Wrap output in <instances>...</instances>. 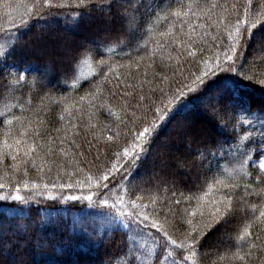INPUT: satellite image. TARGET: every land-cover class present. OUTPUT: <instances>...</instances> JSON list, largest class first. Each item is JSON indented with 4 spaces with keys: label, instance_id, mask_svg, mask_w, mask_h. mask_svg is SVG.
I'll return each instance as SVG.
<instances>
[{
    "label": "snow or ice",
    "instance_id": "1",
    "mask_svg": "<svg viewBox=\"0 0 264 264\" xmlns=\"http://www.w3.org/2000/svg\"><path fill=\"white\" fill-rule=\"evenodd\" d=\"M160 2L162 4L163 0ZM153 3L155 4V0ZM3 6L8 9L13 7L10 0H5ZM73 6L83 9L79 13L80 19L73 20L74 27H79L82 20L90 19L93 12L106 13L107 18L101 16V19L108 27L103 30L101 40L90 42V45H80L75 50H66L67 68L63 74L65 81L76 77L81 59L103 57V49H111L113 44L122 47L137 45L143 39L142 30L151 16V13L142 15L141 9L147 12V9L153 7L144 0H76L75 5H54L52 0H33L32 3L15 5L17 10L23 8L27 15L35 14L38 19L42 18L41 14L45 10L52 7ZM51 14L49 11V15ZM169 16L182 21L180 35L186 39L181 41L169 27L159 35L172 37L171 44L161 45L157 40L149 50L146 42V56L136 63L139 66L140 61L147 60V67L152 69L151 78L148 72H144L142 75L132 76L134 82L128 79L122 82L117 80L116 89H120L121 83L124 85L119 93L103 87L110 82L108 73L113 70L111 65H107L106 71L95 74L100 79L95 83L94 90L80 96L78 100L63 95L53 96L48 79L51 69L46 67L33 75L31 80H26V74L34 72L32 66L9 63L21 47L22 37H16L10 48L0 51V78L11 77L0 87L10 92L26 88L28 105H31L33 93L37 94L41 103L33 117L24 116L26 108L19 104L17 107L21 115L12 114L9 118L6 112L0 113L4 115L0 124L5 125L3 139H0V164L4 163L5 158H9L13 162L12 168L20 172L23 167V175L27 176L30 161L32 168L37 169L36 157L44 161V157L54 154L50 147L53 142L63 144L70 136L79 137V142L73 138L70 143L76 149L86 145L85 151L79 152L80 156L92 154L95 150L93 159L84 161L88 165V171L80 167V161L73 160L74 167L70 175L83 173L84 179H77L75 184H60L58 187L81 190L86 187L88 194L70 195L67 199L86 200L90 205L109 209L108 216L114 226L113 231H119V226L124 225L127 229L124 233L127 248L123 253L126 264H149V261L151 264H220L223 261L227 264H251L257 252L264 253V131L259 141L253 140L245 145L243 151L237 150L238 155L230 161L233 165L231 171L221 172L218 161L215 168H212V161L207 160V157L214 158L215 152L207 145L197 149L195 159L191 156L177 158L171 165L166 159L157 157L161 161L160 171H156L157 165L153 163L151 180L144 181L143 184L138 170L149 165L152 159L151 149L161 138L164 127L167 126L165 121L169 117L175 119L176 115L191 106L209 110L219 121L233 122L245 116L252 122L258 121L264 130V109L253 112L251 108L241 107L233 110L229 102L242 88L249 87L253 82L264 85V80H256L257 74L246 70L244 58V52L253 41L264 51V0H260L259 11H253V0H233L231 4L210 0L203 5L199 0H193L186 6L181 4L163 19L167 20ZM190 17L206 20L207 27L216 30L212 36V45L217 49L223 46L222 34L226 33L228 43L222 51L217 50L212 56L204 58V38L208 36V32L203 31L205 25L202 23H189ZM22 21L23 26H29L23 17ZM184 24H188L187 32L184 31ZM197 28L202 30V35L196 32ZM257 29L259 31L253 36V31ZM198 43L199 56L196 50ZM172 48H175V54L171 51ZM165 51L167 55L164 54ZM98 63L104 66L105 60L101 58ZM156 67L160 70L157 71ZM261 67L264 68V64ZM177 77L182 79L178 80ZM173 84L176 85L175 88L172 87ZM75 86L74 83L73 88ZM190 93L193 94L191 98L184 99ZM118 94L121 99L119 113L123 115L113 112L112 105L108 103ZM177 104L179 107H176ZM54 107L61 110L60 121L65 119L64 113L69 117L80 113L77 119L82 121L83 129L77 130L80 125L72 124L70 120V127L63 128V136H57L55 140L47 136L45 143L41 132L45 121L36 117L42 111H52ZM93 109L96 111L93 112ZM27 110L32 111L31 107ZM85 112L87 121L83 122ZM100 112L115 116V123L105 124L98 118L94 119ZM55 131L59 133L61 129L57 128ZM44 135H47L46 131ZM223 143L217 142L216 151L224 150ZM231 150L232 146L229 145L228 152ZM64 155L69 153L65 152ZM102 155L109 161L107 166L96 163L101 160ZM201 157L207 160V165L196 163V159ZM246 166L255 171L254 178ZM93 167L97 169L95 173L92 171ZM182 169L188 170L186 175L190 173V186L181 185L175 179ZM38 170L44 171L43 163ZM48 171H52V168L49 167ZM21 186L25 190L41 187L40 184L30 185L24 180L22 185L17 184L15 187V195L0 196V200L10 198L25 202L26 198L20 194ZM4 187L0 183V188ZM48 187V184H43L44 189ZM204 189L207 191L199 195ZM114 191L118 194L113 197ZM185 191L190 194L185 195ZM121 192L123 194H119ZM130 193H135V199L131 198ZM146 193H151L147 196L149 203H141ZM93 196L96 197L95 200ZM125 196L129 198L125 199ZM49 198L55 199L54 196ZM193 200L196 201L195 208L190 206ZM150 207L151 211L148 210ZM178 222L187 227L176 235L179 231ZM209 233L213 236L222 234L218 247H223V253L218 252L217 259H212L210 253L202 251V242L209 237ZM6 255V250L0 249V256ZM260 264H264V259H261Z\"/></svg>",
    "mask_w": 264,
    "mask_h": 264
},
{
    "label": "trees",
    "instance_id": "2",
    "mask_svg": "<svg viewBox=\"0 0 264 264\" xmlns=\"http://www.w3.org/2000/svg\"><path fill=\"white\" fill-rule=\"evenodd\" d=\"M5 0H0V51L10 48L16 40V37H22L21 47L16 52L15 57L9 60L10 64L31 65L34 69L33 73L26 74V80H31L33 75L41 72L44 68L51 69L49 79V87L52 89L53 96H67L70 98L79 99L80 96L94 90V85L99 81V75H95L101 71H106L107 65L112 66V71L108 73L109 81L103 85L104 89H113L120 92L123 89V83L120 84V89H116L115 85L117 80L124 81L128 79L132 81V76L137 74L142 75L144 72L149 73L151 78L152 69L147 67V60H142L137 66V61L141 57L146 56L144 44L147 42L148 49L150 50L155 42L158 40L161 45H169L172 42V37H161L159 33L164 32L171 27L173 33L180 37L183 41L185 36L180 35L181 20L172 18L165 20L163 17L170 11L175 10L183 5H187L193 0H144L148 5H153L152 8L141 9L142 15L151 13L150 18L145 28L142 30L143 39L137 45L122 47L113 44L111 49H103L104 56H92L88 59H81L77 66V74L74 79H63L64 71L67 68L66 50H75L80 45H85L83 42L99 41L103 38V30L108 27L105 25L101 16L107 18L106 13L90 14V19H84L80 22L79 27L73 26V20L80 19L79 13L83 9L73 7H52L50 10H45L41 15L42 18H37L35 14L29 16L23 8L17 10L15 5L20 3H32L33 0H10L13 5L11 9L5 8ZM210 0H199L201 5ZM218 3H229L233 0H217ZM243 2V0H241ZM54 5L70 4L75 5L76 0H52ZM159 5V7H157ZM91 6V5H90ZM260 0H253V11H259ZM154 9V10H153ZM49 11L52 13L49 15ZM28 21L29 26H23V21ZM189 23L204 24L203 31L208 32V36L204 38V47L206 51L203 53L204 58L212 56L215 51L223 50L227 45L226 33H223L224 44L219 49L212 45V36L215 35L216 30L207 27L208 21L197 20L196 17H190ZM115 26V23L113 24ZM85 30L83 33L79 32ZM151 29V31H149ZM188 24H184V31L187 32ZM259 29L253 31V36ZM197 33L201 35L202 30L197 28ZM74 35L70 43L61 41L60 37L56 35L64 34ZM155 34V35H154ZM219 43V40L217 41ZM199 43L196 50L199 52ZM171 51L175 54V48ZM167 55V51L164 52ZM239 55V53H238ZM103 58L105 65H99V60ZM246 70L257 74L256 80H264V51L253 41L250 43L247 50L244 52ZM159 63V55L157 56V64ZM175 63V61H172ZM159 71V67H156ZM193 67V71H195ZM187 75V72H185ZM223 75V74H221ZM11 77L5 76L0 78V86L7 83ZM177 79H182L177 77ZM191 78L189 77V80ZM56 80V81H55ZM75 87L73 88V84ZM211 83V81H209ZM173 84V88H175ZM170 91V89H166ZM107 95V91H105ZM193 94H188L184 99L191 98ZM159 96V93H157ZM28 90L25 88L22 91L10 92L7 89L0 87V113H7L11 118L12 114L21 115L17 105H24L26 111L24 116L33 117L38 108L41 107L40 100L36 93L31 95V105H28ZM121 102L120 95L111 98L108 103L112 105L113 112L119 113V103ZM166 102V101H165ZM233 110H238L241 107L251 108L253 112L264 109V85L253 82L249 87L242 88L239 93L230 101ZM47 101H45V104ZM159 103V100H157ZM31 107L32 111L27 109ZM179 107V104L176 105ZM93 112L96 110L93 109ZM175 111V109H173ZM61 110L54 107L52 111L40 112L36 117L45 121V127L41 129L42 139L47 143V136L54 138L63 136V128L70 127L69 121L72 124H79L77 129L82 131L83 123L77 117L80 113H75L69 117L64 113L65 119L59 120ZM123 115V113H119ZM99 121L105 124H114L115 116H110L105 112H100L98 117ZM4 119V115H0V120ZM83 122L87 121V112H85ZM165 124L164 131L161 138L157 142L152 151V159L148 166L141 172V176L146 178V181L151 180L153 168L152 164L157 165L156 171H160V157L166 159L169 165L173 164L177 158L191 156L195 159L197 149H202L205 145L208 146L213 152L215 157L208 156L207 160L212 161V168H215L217 161L220 165V170L231 171L233 165L230 161L238 155V149L243 151L245 145L251 141H259L262 130L258 121L252 122L249 118L241 116L238 120L233 122L219 121L203 107L191 106L184 112L176 115L175 119L169 117ZM60 128L61 132L57 133L55 129ZM5 125L0 124V139H3ZM45 131L47 135H44ZM79 137H69V140L61 144L58 141L53 142L50 147L54 150V154L50 157H44L42 161L36 157L37 169H33L31 161L27 165L28 175H23V167L20 172H16L12 168V161L5 158L4 163L0 164V183L5 185L0 188V196L9 197L15 195V187L17 184L22 185L24 180H27L30 185L40 184L39 188H30L25 190L22 186L20 194L24 196L25 202L14 201L12 199L0 200V249L6 250V256H0L2 264H12L15 259H20V264H126V258L123 253L126 251L127 245L125 244L124 233L127 229L123 224L119 226V231H113V224L109 219V209L104 206L90 205L86 200L73 201L67 199L70 195L83 196L88 194V189L85 187L83 190L79 188H63L58 187L60 184H67L69 182L75 184L77 179L83 180L84 174L77 173L73 176L70 173L73 171V160L80 161V167L88 171V165L84 161L93 159L95 150L92 154L86 153L85 156H80V151H85L86 145L80 149H76L70 143L71 139ZM92 138L91 136L89 137ZM223 141V151H216V144ZM234 141H237L234 143ZM179 144H184L185 149L180 151L176 150ZM229 145L232 150L229 153ZM67 152L69 155H64ZM227 153V154H226ZM43 155V153H41ZM74 154V155H72ZM207 156V153H205ZM207 160L204 157L196 159V163H203L207 165ZM55 161V163H52ZM44 164V171H39V166ZM107 166L109 161L103 155L101 160L96 162ZM51 167L52 171H48ZM248 167V166H246ZM252 172L253 178L255 171L248 167ZM92 171L95 173L97 169L93 167ZM183 172H188L182 169L175 176L177 182L181 185H191L189 175H183ZM48 184V188L44 189L43 184ZM143 184V182H141ZM243 183V181H240ZM53 185H57L53 187ZM94 191V190H93ZM207 189L199 192L203 195ZM51 193H54L55 199H50ZM114 191L112 196L117 195ZM119 194H123L122 192ZM170 194V193H169ZM185 191V195H189ZM151 193L145 194V199L141 203H149L147 196ZM132 199H135V193H130ZM37 198V202L31 199ZM125 196V199H128ZM111 202V197L109 198ZM254 199V198H253ZM160 202H157V207ZM192 208L196 207V201H191ZM151 211V207L148 209ZM163 213H161L162 215ZM198 219V217H197ZM25 222V223H24ZM23 224V230L20 224ZM177 227L179 231L175 234L179 235L187 226L178 222ZM20 229L22 231H20ZM255 231V229H253ZM215 231V229H213ZM231 231V229H228ZM210 237V238H209ZM209 237L205 238L202 242V251L211 254L212 259H217V253H223V247H218V242L222 238V234L213 236L209 233ZM150 243V242H149ZM23 246V247H22ZM27 257L29 259H27ZM261 259H264V253L257 252L251 264H260ZM151 264V261H149ZM220 264H227L226 261Z\"/></svg>",
    "mask_w": 264,
    "mask_h": 264
},
{
    "label": "rangeland",
    "instance_id": "3",
    "mask_svg": "<svg viewBox=\"0 0 264 264\" xmlns=\"http://www.w3.org/2000/svg\"><path fill=\"white\" fill-rule=\"evenodd\" d=\"M85 30L83 29V30H81V31H79V32H81V33H83ZM56 37H60V39H61V41L63 40L65 43H70L71 42V40H73V38H74V35H72V34H69V33H67V34H64V35H56ZM85 45H90V42H87V41H84L83 42ZM91 46H94V45H91ZM56 81V80H55ZM183 149H185V147H184V144H179V146L178 147H176V150L178 151V153L180 152V151H182ZM186 172H183V175H186L185 174ZM187 175H190V173H188ZM144 181H146V178L145 177H143V176H141V182H144ZM51 196H54V193H51ZM35 199H37V198H32L31 200H34L33 201V203L34 202H37V200H35ZM93 199L95 200L96 199V197L95 196H93ZM87 203H88V201H87ZM25 223V222H24ZM20 226H21V229L23 228V224L21 223L20 224ZM20 229V231H22ZM24 231V230H23ZM23 247V246H22ZM27 259H29L28 257H27ZM20 262H21V260L20 259H14L11 263L12 264H20ZM9 264H10V262H9Z\"/></svg>",
    "mask_w": 264,
    "mask_h": 264
}]
</instances>
